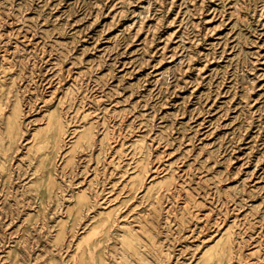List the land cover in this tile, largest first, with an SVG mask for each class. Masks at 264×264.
Masks as SVG:
<instances>
[{"label":"rangeland","instance_id":"rangeland-1","mask_svg":"<svg viewBox=\"0 0 264 264\" xmlns=\"http://www.w3.org/2000/svg\"><path fill=\"white\" fill-rule=\"evenodd\" d=\"M0 264H264V0H0Z\"/></svg>","mask_w":264,"mask_h":264}]
</instances>
